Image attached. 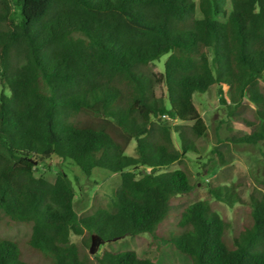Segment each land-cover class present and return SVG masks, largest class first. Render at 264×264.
Instances as JSON below:
<instances>
[{"label":"trees","instance_id":"trees-1","mask_svg":"<svg viewBox=\"0 0 264 264\" xmlns=\"http://www.w3.org/2000/svg\"><path fill=\"white\" fill-rule=\"evenodd\" d=\"M163 55L158 75L149 65ZM263 78L264 0H0V219L29 226L28 248L52 264H153L133 250L90 257L85 249L154 236L170 201L193 191L185 157L199 153L207 132L195 94L226 87L229 108L246 98L259 124L234 142L264 148ZM54 158L87 177L117 174L110 207L78 216L67 175L49 182L38 174ZM234 188L207 191L232 206L240 201ZM249 207L251 226L234 249L208 200L184 207L162 243L188 264H264V193L251 194ZM0 264L29 263L17 242L1 239Z\"/></svg>","mask_w":264,"mask_h":264},{"label":"rangeland","instance_id":"rangeland-1","mask_svg":"<svg viewBox=\"0 0 264 264\" xmlns=\"http://www.w3.org/2000/svg\"><path fill=\"white\" fill-rule=\"evenodd\" d=\"M167 57L168 55H163L157 62L149 65V69L158 75L163 74ZM261 86L264 93V78ZM157 91L165 94L162 85L157 88ZM5 93H7L6 90ZM221 97L225 99V102L221 101ZM193 103L207 126L206 135L196 141L199 153H188L185 157V165L191 175L190 183L194 185L193 191L176 196L170 201V215L155 227L154 236L145 233L126 236L106 243L102 247L96 243L94 254L101 252L104 248L112 251L133 250L139 257L150 259L153 264H188L187 259L173 246L162 243V238H166L169 232L176 231L178 214L184 207L202 200H208L211 209L227 222L228 231L224 242L229 249L235 248L233 238L251 226L249 196L264 193V160L261 155L264 148L263 143L248 145L234 141L257 129L259 120L255 115V106L244 98L240 106L229 108L228 90L218 85L212 86L207 93L195 94ZM162 120H167L171 126L179 124L178 121L167 117ZM243 120L253 125H245ZM172 138L178 148L176 134L173 133ZM134 147L135 142H132L126 150V155L134 156ZM217 152L222 154L224 162L221 164ZM49 164L50 171L40 168L38 174H42L49 182L54 181L59 171L67 175L74 187V209L78 216L90 215L98 207H110L112 195L120 185L117 174L94 169L87 177L68 160L61 161L54 158ZM178 168L177 164H173L162 171ZM147 172L148 170L144 168L137 171L138 174ZM233 185L235 186L233 192L238 195L240 201L232 206L216 201L207 191L208 186ZM29 235V226L3 217L0 219V240L17 242L23 261L29 264H52L48 259L28 248L26 242ZM71 241L79 244L81 237L72 235ZM85 250L90 257H93L94 254H89L88 248Z\"/></svg>","mask_w":264,"mask_h":264},{"label":"water","instance_id":"water-1","mask_svg":"<svg viewBox=\"0 0 264 264\" xmlns=\"http://www.w3.org/2000/svg\"><path fill=\"white\" fill-rule=\"evenodd\" d=\"M94 242L92 241V243H91V245H90V248H89V254H94V250H95V248H94Z\"/></svg>","mask_w":264,"mask_h":264},{"label":"built area","instance_id":"built-area-1","mask_svg":"<svg viewBox=\"0 0 264 264\" xmlns=\"http://www.w3.org/2000/svg\"><path fill=\"white\" fill-rule=\"evenodd\" d=\"M162 118H165V116H162Z\"/></svg>","mask_w":264,"mask_h":264}]
</instances>
